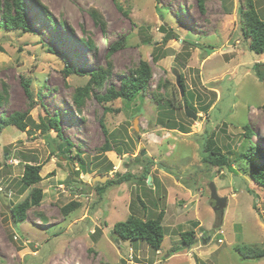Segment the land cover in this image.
Here are the masks:
<instances>
[{"label":"rangeland","instance_id":"374dc122","mask_svg":"<svg viewBox=\"0 0 264 264\" xmlns=\"http://www.w3.org/2000/svg\"><path fill=\"white\" fill-rule=\"evenodd\" d=\"M5 1L0 0V22ZM254 1L264 9V0ZM199 4L25 0L32 31L0 29V94L7 98L0 117L27 112L35 123L25 132L0 127V264H264L243 260L237 251L241 245L264 249V186L244 161L233 162L245 143V126L254 130L252 143L264 154V56L249 50L242 31L246 0H204L203 10ZM121 41L124 46L108 56ZM141 60L153 71L148 94L109 103L114 111L108 113L94 94L118 88ZM67 65L83 76L66 75ZM101 68L111 76L79 109L75 92ZM178 73L186 86L183 96ZM25 80H31L33 97ZM156 94L164 96L168 117L188 133L157 123ZM184 99L195 106L197 120L181 110ZM170 103L178 110L171 111ZM55 115L64 139L35 126ZM211 137L234 172L205 163ZM67 140L74 145L70 153ZM109 143L112 150H104ZM25 164L42 167L43 180L35 187L44 197L17 223L19 235L11 210L31 192L21 182ZM146 171L147 185L140 184ZM125 176L130 180L100 194L103 185ZM101 177L108 179L96 180ZM212 183L227 198L222 220L211 199ZM73 201L80 208L63 215ZM160 212L166 238L159 253L146 243H118L114 237L115 224ZM187 231L196 232V241L184 247L181 234Z\"/></svg>","mask_w":264,"mask_h":264},{"label":"trees","instance_id":"16d2710c","mask_svg":"<svg viewBox=\"0 0 264 264\" xmlns=\"http://www.w3.org/2000/svg\"><path fill=\"white\" fill-rule=\"evenodd\" d=\"M246 2L247 9L241 12V18L243 21L242 31L246 39L249 40V50L257 55L264 56V9H260L254 0H246ZM199 3L200 8L203 10L204 0H199ZM3 9L4 11L2 14V20L0 22V29L5 28L8 31H15L18 29H22L24 32L32 31L29 24L28 10L25 5V0H6ZM92 14L97 24H105L100 18L96 17L94 13ZM46 16L50 17V14L46 12ZM61 25L65 26L66 24L61 21ZM86 45H88L90 48H94V44L90 41H88ZM121 45L124 46V41L118 43V45L110 54H108V56L113 54ZM51 52H54V50H51ZM56 53L57 52H55V54ZM260 66V64L256 65L258 69ZM64 72L68 76H83V74H81L78 69H73L70 65L66 66ZM110 76L111 70L109 68H101L88 74L89 81L87 85L78 88L74 94V101L79 109L81 108L84 99L90 96L94 88L101 89ZM152 78L153 71L151 66L147 61L141 60L139 65L132 69L128 76L122 78L118 88L111 86L104 94L94 95L102 105H105V111L108 113L113 112L114 110L108 106L109 103H113L117 100H123L127 103H130L139 97L146 96L149 92V89L151 88ZM181 85L186 92V86L184 84V78L182 75ZM24 86L28 95L33 97V92L31 90V80H25ZM6 99L7 98L5 96L3 97V95L0 94V106L5 105ZM163 99L164 96L159 94H156V97L153 99L157 105L158 113H161L157 123H159L161 127L166 130L188 133L187 131H189V129L187 127L179 124L178 121L170 118V116L168 117L169 112L167 111V108L162 105ZM186 103L189 107L191 106L188 102ZM168 107L171 111L178 110L179 108V106H176L173 103H170ZM183 107L184 106L180 105L181 110ZM190 108L197 114L193 104ZM32 123L35 124L34 120L28 115L27 112H17L6 118L0 117V127L14 126L22 132H25L27 128L32 125ZM35 126L42 130L43 133L50 132L51 130L56 131L58 132L60 138L64 139L61 135V118L56 115L55 117L43 119L40 125ZM244 128L245 133L243 137L245 139V143L240 149L238 156H236V160L233 162L244 161V163H246L249 167L248 171H250L252 179L257 184L264 186V154L259 149L257 144L252 143V139L254 135H256L254 130L250 126H245ZM67 146V151L70 153L71 147L74 145L71 141L67 140ZM110 146V143L107 144L104 150L111 151L112 149ZM59 148L62 151L63 145H61ZM205 153L208 154V157L204 159L205 163H209L215 167L226 166L231 171H235L233 165L231 164V159L225 155L223 148L217 144L213 137L209 138L205 147ZM77 157L80 158L81 156L77 155ZM41 170L42 167L40 165L25 164L21 182L26 189H31V192L25 201L12 207L11 214L16 223L24 221L26 219L27 211L31 208L39 207L43 201V190L35 187L43 180L41 176ZM147 179L148 172L146 171V173L139 177L137 181H139L140 184L147 185ZM129 180V176H125L119 181H109L107 184L103 185L100 194H103L109 186L122 184ZM139 200L143 205V201L140 198ZM80 206L81 204L79 202L73 201L62 208L61 212L63 215L68 216L78 210ZM164 215V212H160L156 218L150 219L132 215L126 221L115 224L113 228V235L120 242H131L132 244L138 242L146 243L154 252L158 253L161 251L166 238V230L163 227ZM218 215L222 220V213L218 212ZM181 240L184 247L192 246L196 241V232L187 231L182 233ZM176 251H178V249L173 252L176 253ZM237 251L243 260L264 259V249H261L258 246L241 245L237 247Z\"/></svg>","mask_w":264,"mask_h":264},{"label":"water","instance_id":"95a60500","mask_svg":"<svg viewBox=\"0 0 264 264\" xmlns=\"http://www.w3.org/2000/svg\"><path fill=\"white\" fill-rule=\"evenodd\" d=\"M177 85L180 88V90L182 91V96H183L184 90H183V87L181 85V76L179 73L177 74ZM184 109H185L186 116L188 118H190L192 120H197L198 115L192 109H190V107L187 105L186 102H184ZM135 126H136V123H135ZM136 130H139L137 126H136ZM107 179H108V177L107 178L106 177L96 178V180H99L101 182H105ZM210 188H211V199L215 203V205H214L215 212H219V211L224 212V210L227 207V198L220 197V195L218 193L217 186L215 185V183H212L210 185ZM12 219H14L13 216H12ZM13 227H14L16 233L21 235L20 230L17 228V223L14 220H13ZM119 242L120 241H118V243Z\"/></svg>","mask_w":264,"mask_h":264},{"label":"clouds","instance_id":"9594fccd","mask_svg":"<svg viewBox=\"0 0 264 264\" xmlns=\"http://www.w3.org/2000/svg\"><path fill=\"white\" fill-rule=\"evenodd\" d=\"M220 212V211H219ZM222 213V212H221ZM119 241V240H118ZM159 253V252H158Z\"/></svg>","mask_w":264,"mask_h":264}]
</instances>
